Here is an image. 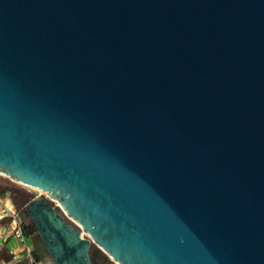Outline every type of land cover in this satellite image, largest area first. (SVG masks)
Wrapping results in <instances>:
<instances>
[{
	"label": "water",
	"instance_id": "95a60500",
	"mask_svg": "<svg viewBox=\"0 0 264 264\" xmlns=\"http://www.w3.org/2000/svg\"><path fill=\"white\" fill-rule=\"evenodd\" d=\"M0 175L54 264H264V0H0Z\"/></svg>",
	"mask_w": 264,
	"mask_h": 264
},
{
	"label": "trees",
	"instance_id": "16d2710c",
	"mask_svg": "<svg viewBox=\"0 0 264 264\" xmlns=\"http://www.w3.org/2000/svg\"><path fill=\"white\" fill-rule=\"evenodd\" d=\"M6 193H8L11 202L19 212L23 233L30 239L32 257L35 260H39L45 256H48L44 244L42 243L33 223L30 221L24 209V205L33 197H27L19 188L14 186V184L12 183L1 184L0 182V195H4ZM97 252H101V250L97 249ZM90 259L92 264H104V259L98 258L96 254L90 255ZM105 259H107V256H105Z\"/></svg>",
	"mask_w": 264,
	"mask_h": 264
},
{
	"label": "crops",
	"instance_id": "0c3cea01",
	"mask_svg": "<svg viewBox=\"0 0 264 264\" xmlns=\"http://www.w3.org/2000/svg\"><path fill=\"white\" fill-rule=\"evenodd\" d=\"M6 195H0V198ZM8 218H0V260L3 264H54L49 256L35 260L29 256L27 248L31 247L30 239L25 243L18 242L5 231Z\"/></svg>",
	"mask_w": 264,
	"mask_h": 264
},
{
	"label": "built area",
	"instance_id": "2783aa9c",
	"mask_svg": "<svg viewBox=\"0 0 264 264\" xmlns=\"http://www.w3.org/2000/svg\"><path fill=\"white\" fill-rule=\"evenodd\" d=\"M0 198V218H8V224L5 226V231L10 236L14 237L18 242L25 243L26 235L22 230V222L18 210L15 208L8 193ZM29 256H31V247L27 248ZM0 264H3L0 260Z\"/></svg>",
	"mask_w": 264,
	"mask_h": 264
},
{
	"label": "rangeland",
	"instance_id": "374dc122",
	"mask_svg": "<svg viewBox=\"0 0 264 264\" xmlns=\"http://www.w3.org/2000/svg\"><path fill=\"white\" fill-rule=\"evenodd\" d=\"M0 182H1V184H6V183L14 184V186L19 188L27 197H31V196L34 197L36 195H42V196L46 197V193L44 191L42 192L41 190L32 188L30 186H26V185L20 184L18 182H14L10 178L2 176V175H0ZM48 200L51 203V205H53L62 215H64L63 211L59 208L58 203L55 200H50V199H48ZM97 249H98L97 246L92 243L90 246V249H89V254L90 255L96 254L98 256V258L104 259V264H115L109 257H107V259H105V256H107V255H105V253L102 251L97 252Z\"/></svg>",
	"mask_w": 264,
	"mask_h": 264
},
{
	"label": "bare ground",
	"instance_id": "6f19581e",
	"mask_svg": "<svg viewBox=\"0 0 264 264\" xmlns=\"http://www.w3.org/2000/svg\"><path fill=\"white\" fill-rule=\"evenodd\" d=\"M43 192V191H42Z\"/></svg>",
	"mask_w": 264,
	"mask_h": 264
}]
</instances>
